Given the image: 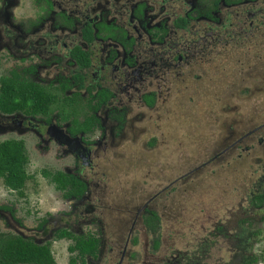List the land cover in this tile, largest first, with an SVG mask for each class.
<instances>
[{
	"label": "rangeland",
	"instance_id": "374dc122",
	"mask_svg": "<svg viewBox=\"0 0 264 264\" xmlns=\"http://www.w3.org/2000/svg\"><path fill=\"white\" fill-rule=\"evenodd\" d=\"M197 5L203 9L204 1ZM236 13L235 7L222 13V43L208 47L203 53L206 60L199 58V51L208 44L196 45L187 61L174 64L171 86L155 84L160 97L153 108L129 104L123 97L122 103L130 105V122L122 139L112 137L111 144L96 129L86 135L100 143L95 166L82 171L88 183L87 203L95 212L90 215L93 221L79 224L76 231L89 226L101 239L102 252L95 264H237L238 245L230 235L241 219H248L252 230L262 231L254 253L259 257L264 253V222L259 221L264 205L253 200L264 196V14L254 20L256 29L245 25L243 34ZM193 26L198 34L205 27L202 21ZM184 37L197 42L195 36ZM171 40L177 42L178 37ZM194 56L197 60L190 63ZM130 94L139 101L140 94ZM77 112L81 119L89 115L83 105ZM32 153L40 166L63 167L62 162L48 165L51 154L40 155L33 146ZM40 170L29 161L27 173L36 179L25 182L21 198L5 195L0 181V204L6 202L3 196L15 200L11 203L23 235L30 234L43 209L52 215L70 209L48 199L43 184L39 188ZM152 212L160 220L149 229L146 222ZM0 218V233H14L7 218ZM69 245L72 242L65 240L52 243L54 264H69L77 256L67 252Z\"/></svg>",
	"mask_w": 264,
	"mask_h": 264
},
{
	"label": "flooded vegetation",
	"instance_id": "af4514ba",
	"mask_svg": "<svg viewBox=\"0 0 264 264\" xmlns=\"http://www.w3.org/2000/svg\"><path fill=\"white\" fill-rule=\"evenodd\" d=\"M203 1V9H198V0H0V67L3 71L0 86L2 80L13 79L15 84L25 82L26 87L37 89L36 95L55 97L54 101L45 102L43 113L0 112V144L18 142L26 159L22 165L28 177L26 181L36 179L27 173L31 160L41 168L37 183L39 188L44 186L46 197L70 205L68 211L61 210L55 215L43 209V217L30 234L23 235L11 203L15 200L9 195L3 196L6 202L0 204V217L10 222L14 233H0L1 237L47 246L50 253L52 243L58 241L72 242L66 249L68 252L75 245V238L85 242L98 240L97 257L87 256L84 262L99 261L101 239L92 229H87L89 226L83 232L76 231L79 224L89 225L93 221L90 215L95 212L87 203L88 183L82 171L95 166L94 153L100 143L86 139V135L96 129L100 136H107L110 143L112 137L122 139L130 122L127 119L130 105L122 103L123 97L129 104L135 102L138 106L153 108L160 97L155 84L163 81L165 86L172 85L174 64L187 61V53L192 54L195 46L203 43L208 45L198 50L199 58L206 60L203 53H208V47L222 43L221 15L225 10L235 7L236 21L243 25V34L246 29H256L254 20L264 14V0ZM259 4L262 5L257 8ZM198 21L205 25L199 34L193 31V24ZM245 25L247 28L243 29ZM184 36L190 39L195 36L197 42H188ZM177 37V42H172L171 38ZM162 47L168 50L160 52ZM8 67L12 68L7 70ZM78 76L83 82L81 89L73 81ZM47 79V84L42 85ZM66 80L70 88L63 93L58 86ZM130 91L140 94L139 101H133L135 97ZM102 92L108 93L109 99L94 110ZM82 93L86 96L82 97ZM150 99L152 106L147 103ZM88 100L93 106L87 105ZM81 105L89 113L83 119L77 112ZM104 112V116L100 115ZM32 146L40 155L51 154L52 161L48 165L62 162V169L40 166L38 157H33ZM54 176L63 181L65 188H57ZM0 181L5 195L23 197L2 178ZM70 190L74 194H70ZM28 210L25 209L35 214V210ZM62 233L67 234L60 236ZM81 261L79 258L77 264Z\"/></svg>",
	"mask_w": 264,
	"mask_h": 264
},
{
	"label": "trees",
	"instance_id": "16d2710c",
	"mask_svg": "<svg viewBox=\"0 0 264 264\" xmlns=\"http://www.w3.org/2000/svg\"><path fill=\"white\" fill-rule=\"evenodd\" d=\"M73 81L81 89L83 87L82 78L80 76L73 78ZM13 79H5L1 81L0 86V112L3 114L12 113H34L37 111L44 112L45 102L50 103L55 100L54 96H47L45 94H37L35 88L26 87L23 82L22 85L15 84ZM58 87L60 90L66 92L70 88L69 80L61 83ZM34 90V91H33ZM77 95V94H75ZM20 98V101L17 100ZM100 101L96 103L94 110L102 105H105L109 99L108 93L102 92L98 95ZM149 106H152L153 100L148 102ZM87 105L93 106L92 102L88 100ZM74 119L72 122L74 123ZM91 120H88V122ZM82 129V128H80ZM84 130V129H83ZM25 156L22 151V147L18 142H5L0 144V178H2L6 185L22 196L23 186L27 180L22 165L25 162ZM44 174H46L44 172ZM56 177L54 182L57 184V188H63L64 183L59 177ZM65 188V187H64ZM74 194V191L70 190V194ZM259 205H264V196L257 195L253 199ZM147 220V219H146ZM159 216L152 212L150 219L146 222V226L149 229H154V221H159ZM260 222H264V216L260 217ZM237 227L234 233L230 235L232 242L238 245L236 251L237 264H264V253L261 257L254 253V244L262 239V231L252 230V223L248 219H241L237 222ZM218 231L225 233L223 227H219ZM67 233H62L60 236H64ZM75 245L69 248L71 253L77 252V256L72 258L69 264H77V260L80 258L81 264H85L84 260L87 256L96 258V253L99 249V241L85 242L82 238H75ZM159 241L155 240L153 248L157 249ZM78 258V259H77ZM0 264H54L51 253L47 246H38L32 243L24 242L22 239L18 240L5 239L0 236Z\"/></svg>",
	"mask_w": 264,
	"mask_h": 264
}]
</instances>
